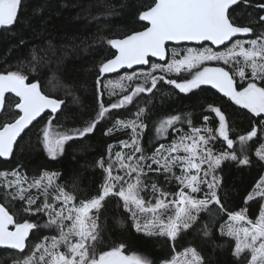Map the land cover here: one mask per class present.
Masks as SVG:
<instances>
[{
	"label": "snow or ice",
	"instance_id": "snow-or-ice-1",
	"mask_svg": "<svg viewBox=\"0 0 264 264\" xmlns=\"http://www.w3.org/2000/svg\"><path fill=\"white\" fill-rule=\"evenodd\" d=\"M241 3L249 0H152L136 13L142 30L101 38L115 51L98 65L99 102L94 118L83 127L69 129L54 125V115H50L38 139L54 160L68 142L85 138L102 122L111 123L106 136L125 132L127 138L110 143L105 156L96 162L104 179L92 196L79 197L75 184L69 191L58 182L59 172L43 170L29 177L19 167L0 171L5 199L23 202L22 212L29 217L18 220L0 204V249L19 254L15 264H153L147 255L129 252L123 243L105 246L100 217L111 199L126 218L117 219V224L128 221L146 237L175 242L194 227L204 237L212 236L218 227L221 237L234 241L232 254L240 264H264V175L244 201L245 205L260 202L255 219L247 207L235 210L225 203L218 175L227 160L251 163L250 141L259 144L255 155L264 162V32L255 34L250 24L236 22L234 6ZM21 7L22 0H0V28L14 26ZM257 7L264 9V2ZM259 21L264 22V15ZM250 35L255 38H246ZM42 63L43 57L33 48L27 65L21 62L14 70L0 71V112L6 115V94H14L10 107L18 110L13 119L0 123V158L13 154L17 138L46 110L56 114L65 104L43 90L38 74L32 75ZM107 74L118 78L109 79ZM161 83L184 94L210 85L246 109L255 125L238 136L241 155L215 147L220 141L227 149L234 145L220 107L209 106L213 119L218 118L215 128L207 115L205 123L196 126L191 113L166 114L146 123L148 110L138 106L129 117L113 119V110L129 112L141 94L153 93ZM105 94L107 104L102 99ZM146 136L147 146L142 143ZM150 173L163 175L168 185L175 181L177 190L161 186ZM37 214L46 217L43 224L31 221ZM38 228L54 234L33 243L30 233ZM173 253L160 264H204L196 247L176 252L173 243Z\"/></svg>",
	"mask_w": 264,
	"mask_h": 264
},
{
	"label": "trees",
	"instance_id": "trees-1",
	"mask_svg": "<svg viewBox=\"0 0 264 264\" xmlns=\"http://www.w3.org/2000/svg\"><path fill=\"white\" fill-rule=\"evenodd\" d=\"M151 2L152 0H22L16 24L10 28H0V71L14 70L21 62L27 65L30 51L35 48L37 54L43 57V63L38 66L37 73L32 75H39L43 90L48 95L65 101L62 109L55 115L53 124L69 129L83 127L94 118L98 110V65L106 58H111L114 52L101 38L123 37L142 29L143 25L136 20V13ZM262 2L264 0H249L248 4L234 6L236 22L250 24L255 34L264 32V22L259 21L262 10L257 7ZM24 70L27 71V67ZM120 75H123V71ZM116 77V74L108 76L109 79ZM68 92L71 94H66ZM6 97L8 107L6 115L4 112L0 113V123L13 119V113L17 111L10 107L14 104V95L7 94ZM102 99L105 104L109 102L107 94ZM210 105L220 107L226 114L231 129L230 138L234 140L233 149H227L226 143L222 141L217 142V151L235 150L238 156L241 155L238 136L250 131L255 125V119L250 120L251 114L246 109H241L205 85L184 94L171 85L161 83L153 93L141 94L135 104L129 106V112L113 110V119L117 116L129 117L138 106L148 110L146 123L166 114L191 113L196 126H202L205 123L203 117L207 115L210 126L215 128L218 127V118L213 119L215 114L210 112ZM44 118L45 115L22 133L8 159L0 158V171L11 172L19 167L29 177L38 176L43 170L59 172L61 175L58 182L65 184L69 191L73 190L72 185L75 184L79 197H84L85 194L95 195L104 179L103 171L96 166V162L105 156L110 143L115 144L118 140L127 138V133L106 136L105 130L111 123L102 122L85 138L68 142L64 153L53 160L37 140ZM142 143L147 146V136ZM257 147L259 144L248 142L250 164L240 165L227 160L221 165V170H218L222 183L221 195H226L225 203L235 210L247 207L252 219L259 213L260 202L257 200L245 205L244 201L264 175V162L255 155ZM114 150L118 151L119 148ZM149 175L169 191L177 190L175 181L168 185L163 175ZM4 192L5 189L0 187V203L16 219L29 218L22 212L23 202L5 199ZM201 215L206 217L204 213ZM120 218H125L123 209L117 206L115 199L107 201L100 217L106 247L123 243L129 252L145 254L152 259L153 264H160V261L174 255V243L176 252L196 247L204 257V264H240L232 254L234 241L221 237L218 227L210 237L198 234L194 227L171 242L165 238L146 237L137 233L128 221L124 225H118L116 221ZM30 219L43 224L46 217L37 214ZM51 234L54 233L48 229L38 228L30 233V240L36 243L43 236ZM18 258L19 254L12 250L0 249V264H15Z\"/></svg>",
	"mask_w": 264,
	"mask_h": 264
},
{
	"label": "water",
	"instance_id": "water-1",
	"mask_svg": "<svg viewBox=\"0 0 264 264\" xmlns=\"http://www.w3.org/2000/svg\"><path fill=\"white\" fill-rule=\"evenodd\" d=\"M262 11H263V15H264V9H261ZM140 30H142V29H140ZM114 50V49H113ZM115 51V50H114ZM135 67V66H134ZM143 67H147V66H143ZM123 71V70H122ZM121 71V72H122ZM128 71H131V70H128ZM108 76H110V75H114V74H107ZM206 87H209L210 89H212L214 92H216L217 94H219V95H221V96H223V94L222 93H219L216 89H213L210 85H205ZM14 95V94H13ZM224 97V96H223ZM224 98H226V99H228L227 97H224ZM18 111V110H17ZM59 112V111H58ZM1 113V112H0ZM47 113H49L50 114V112L49 111H47L46 110V113L45 114H47ZM57 114V113H56ZM56 114H51V115H54V117H55V115ZM44 115V114H43ZM39 119V118H38ZM37 119V120H38ZM34 122H36V121H34ZM33 122V123H34ZM32 125V124H31ZM30 126V125H29ZM26 130V129H25ZM21 135H22V133H21ZM19 139V137L17 138V140ZM15 146V145H14ZM9 158V157H8ZM8 158H2V159H8ZM1 204V203H0ZM10 229H11V226H10Z\"/></svg>",
	"mask_w": 264,
	"mask_h": 264
},
{
	"label": "flooded vegetation",
	"instance_id": "flooded-vegetation-1",
	"mask_svg": "<svg viewBox=\"0 0 264 264\" xmlns=\"http://www.w3.org/2000/svg\"><path fill=\"white\" fill-rule=\"evenodd\" d=\"M7 95V94H6ZM45 115V118L43 119L44 121H43V123L41 124V127H40V130L43 128V126L45 125V122L47 121V119L49 118V116L51 115V114H49V113H47V114H44ZM43 115V116H44ZM54 120V119H53ZM55 125V124H54Z\"/></svg>",
	"mask_w": 264,
	"mask_h": 264
},
{
	"label": "rangeland",
	"instance_id": "rangeland-1",
	"mask_svg": "<svg viewBox=\"0 0 264 264\" xmlns=\"http://www.w3.org/2000/svg\"><path fill=\"white\" fill-rule=\"evenodd\" d=\"M117 78H118V77L114 78L113 80H115V79H117ZM38 131H39V134H40V128H39ZM37 140L39 141V144H40L41 141H40V139H38V137H37Z\"/></svg>",
	"mask_w": 264,
	"mask_h": 264
},
{
	"label": "bare ground",
	"instance_id": "bare-ground-1",
	"mask_svg": "<svg viewBox=\"0 0 264 264\" xmlns=\"http://www.w3.org/2000/svg\"><path fill=\"white\" fill-rule=\"evenodd\" d=\"M263 15V11H262V14H261V16Z\"/></svg>",
	"mask_w": 264,
	"mask_h": 264
}]
</instances>
